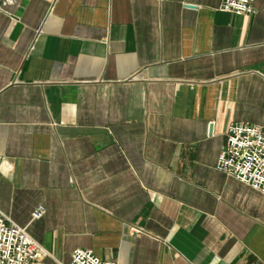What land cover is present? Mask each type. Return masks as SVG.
Segmentation results:
<instances>
[{
  "label": "crops",
  "instance_id": "crops-1",
  "mask_svg": "<svg viewBox=\"0 0 264 264\" xmlns=\"http://www.w3.org/2000/svg\"><path fill=\"white\" fill-rule=\"evenodd\" d=\"M220 2L0 0V218L38 264H264V194L216 169L264 126V0Z\"/></svg>",
  "mask_w": 264,
  "mask_h": 264
},
{
  "label": "built area",
  "instance_id": "built-area-1",
  "mask_svg": "<svg viewBox=\"0 0 264 264\" xmlns=\"http://www.w3.org/2000/svg\"><path fill=\"white\" fill-rule=\"evenodd\" d=\"M254 0H221L220 9L234 14L253 12ZM216 169L264 194V126L236 123L229 126ZM45 207L37 205L33 220L40 219ZM43 247L25 228L0 218V264H38ZM68 264H117L105 261L87 249H74Z\"/></svg>",
  "mask_w": 264,
  "mask_h": 264
}]
</instances>
